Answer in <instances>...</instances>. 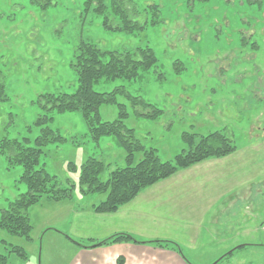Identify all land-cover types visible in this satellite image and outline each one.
Listing matches in <instances>:
<instances>
[{
  "label": "rangeland",
  "instance_id": "374dc122",
  "mask_svg": "<svg viewBox=\"0 0 264 264\" xmlns=\"http://www.w3.org/2000/svg\"><path fill=\"white\" fill-rule=\"evenodd\" d=\"M88 1L0 0V77L4 85L0 147L3 139L32 142L39 135L40 128L34 125L42 114L39 96L76 90L77 75L71 63L80 41L102 51L149 46L157 61L154 69L141 72L135 82L100 81L94 91L107 93L124 87L131 96H140L163 111L156 121L137 118L125 96H116V103L123 104L128 114L125 126L132 128L144 145L156 146L161 160L178 153L183 132L205 135L220 130L236 141V154L229 160L240 162L242 156L244 163L249 161L252 169L263 174L250 175V180H264V0H129L140 11L131 19L147 22L144 30L134 33L104 29L102 16L94 12L96 4L87 5ZM104 3L109 6L110 0ZM151 5L158 7V16L154 10L143 11ZM154 16L157 24L152 25ZM98 113L101 121L112 122L118 117V107L101 105ZM47 127L67 142L48 145L41 164L45 163L62 187L68 186L67 180L73 182L72 199L52 202L43 198L30 206L27 213L33 229L29 242L0 231V241L22 247L27 255L25 261L10 255L7 264H65L72 241L62 232L64 220L54 225L55 219L65 218V211L72 206L79 208L105 197L80 194V165L88 157L103 158L112 168L124 163L125 153L113 137H103L97 144L90 140L78 112L53 113ZM245 145L253 148L249 156L240 152ZM140 156L135 154V162ZM69 164L75 166L73 171ZM20 174L19 166L8 168L6 155L0 152V212L25 192ZM107 178L108 172L102 175L103 181ZM262 217L264 207L260 205L244 229L229 224L227 231L223 229L226 241H212L216 245L205 254L202 245L201 256L191 252L189 258L194 264H214L224 255L218 257L223 246L239 234L241 241L258 242L263 248L236 245L238 240L231 250L243 248L217 264H264ZM244 219L239 216L238 223L243 225ZM259 236L263 240H258Z\"/></svg>",
  "mask_w": 264,
  "mask_h": 264
},
{
  "label": "trees",
  "instance_id": "16d2710c",
  "mask_svg": "<svg viewBox=\"0 0 264 264\" xmlns=\"http://www.w3.org/2000/svg\"><path fill=\"white\" fill-rule=\"evenodd\" d=\"M91 3L96 4L94 12L102 16V26L108 31L134 33L144 30L147 25L146 21L140 23L131 19L132 16H139L140 11L129 0H110L109 6L104 3V0H91L87 5ZM148 9L154 10L155 15L158 16L157 6L151 5L143 11L146 12ZM157 16H154L152 25L157 24ZM156 62L153 50L149 46L117 52L102 51L95 45L84 41L78 43L71 63L77 75L76 90L71 94L58 93L39 96L37 103L42 114L39 115L34 125L40 128V133L32 142L27 138L21 141L2 140L0 152L6 155L8 168L16 166L21 168L19 183L23 184L26 190L9 202L7 208L0 212V231L29 242L33 228L27 209L38 204L43 198L52 202L72 199L73 182L67 180L68 186L62 187L57 177L46 170L45 163L41 164L44 149L48 145L67 142L65 137L47 127L52 121L53 113L78 112L87 129V136L92 142L97 144L103 137H113L125 153L124 163L121 166L115 165L112 168L111 163L103 158L88 157L79 167L77 186L80 194L86 197L105 194L102 200L92 206L95 214H112L121 206L131 202L145 188L172 177L180 170L188 169L207 160L225 158L235 153L237 149L235 139L232 135L220 130L205 135L183 132L181 141L184 147L172 159L161 160L157 149L144 145L136 138L135 131L125 126L124 120L128 114L123 104L116 103V96L118 94L125 96L137 118L156 121L163 115V111L140 96H131L124 87H117L107 93H98L93 89V86L100 81L111 82L117 79L128 82L138 81L139 74L154 69ZM158 77L162 79L161 74ZM3 99L4 85L0 77V101ZM109 104L117 105L118 117L112 122L101 121L98 109L101 105ZM136 153H141L137 162H135ZM69 166L73 171L75 166L72 164ZM106 172H108V178L103 181L102 175ZM74 243L80 245L78 242ZM117 243L152 245L171 250L184 259L181 247L174 241H139L127 233L111 235L91 247ZM0 245L1 250L5 251V253L0 251V264H7L10 255L24 261L27 260L22 247L8 244L5 241H0ZM241 247L243 246L229 251L214 264L231 256Z\"/></svg>",
  "mask_w": 264,
  "mask_h": 264
},
{
  "label": "crops",
  "instance_id": "0c3cea01",
  "mask_svg": "<svg viewBox=\"0 0 264 264\" xmlns=\"http://www.w3.org/2000/svg\"><path fill=\"white\" fill-rule=\"evenodd\" d=\"M146 146L158 152L156 146ZM183 147V144L177 146L178 151ZM251 149L245 145L240 152H248L244 156H249L253 153ZM235 154L180 170L172 177L145 188L112 214H95L92 206L98 202L79 208L70 207L64 213L65 218L58 216L54 221L55 225L56 221L64 220L62 232L73 241L65 264H194L189 253L201 256L202 245H205V254L216 245L212 241H226L223 229L227 231L229 224L244 229V225L251 223L250 215L255 217L257 208L260 205L264 207V180H250V175L263 174L252 169L249 161L244 163L242 156L240 162L229 160ZM251 208L254 212L250 211ZM239 216L246 220L243 225L238 223ZM218 232H221V237ZM117 233H127L139 241H174L181 247L184 259L171 250L152 245L117 243L91 247ZM236 237L238 239L231 243L225 242L218 257L231 251L238 240L236 245L261 247L258 242L241 241L239 234ZM258 240L263 239L259 236Z\"/></svg>",
  "mask_w": 264,
  "mask_h": 264
}]
</instances>
